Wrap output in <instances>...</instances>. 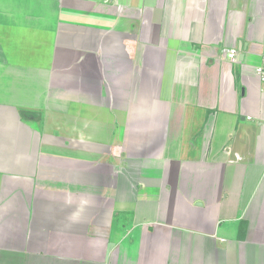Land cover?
<instances>
[{
    "label": "crops",
    "instance_id": "crops-1",
    "mask_svg": "<svg viewBox=\"0 0 264 264\" xmlns=\"http://www.w3.org/2000/svg\"><path fill=\"white\" fill-rule=\"evenodd\" d=\"M263 57L264 0H0V264H264Z\"/></svg>",
    "mask_w": 264,
    "mask_h": 264
},
{
    "label": "built area",
    "instance_id": "built-area-1",
    "mask_svg": "<svg viewBox=\"0 0 264 264\" xmlns=\"http://www.w3.org/2000/svg\"><path fill=\"white\" fill-rule=\"evenodd\" d=\"M236 53V49L232 48L230 49L228 53V57L230 59H234V54ZM256 72L259 76L260 83H261V91L264 93V57L262 62L256 67Z\"/></svg>",
    "mask_w": 264,
    "mask_h": 264
},
{
    "label": "clouds",
    "instance_id": "clouds-1",
    "mask_svg": "<svg viewBox=\"0 0 264 264\" xmlns=\"http://www.w3.org/2000/svg\"><path fill=\"white\" fill-rule=\"evenodd\" d=\"M67 203L70 204V203H71V200L69 199V200L67 201ZM87 203H88L87 200H84V199L81 200V202H80V207H79V209H78V212L73 214V218H75L77 215H79V213H81V212L84 211V206L87 205Z\"/></svg>",
    "mask_w": 264,
    "mask_h": 264
}]
</instances>
